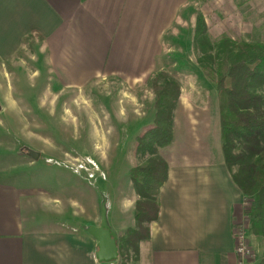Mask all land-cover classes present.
Listing matches in <instances>:
<instances>
[{"label":"crops","instance_id":"crops-1","mask_svg":"<svg viewBox=\"0 0 264 264\" xmlns=\"http://www.w3.org/2000/svg\"><path fill=\"white\" fill-rule=\"evenodd\" d=\"M192 1L0 0V116L20 114L26 96L14 83L20 85L25 63L18 54L34 42L43 47L52 77L66 91L82 92L91 83L112 80L129 88L125 94L135 102L131 91L151 84L163 71L162 58L171 48L166 37L176 28L185 35L186 19L194 37L184 49L194 52L196 16L186 14ZM180 59L178 69L190 65L184 54ZM191 67L186 79H176L181 95L174 139L160 151L168 166L160 218L151 225L150 240L140 244L136 264H261V237L251 234L254 260L237 253V231L248 226L247 200L225 162L218 92L217 106L209 101L213 92L200 88L216 85L203 74L197 79L196 62ZM38 74L30 75L32 82ZM201 96L208 105L201 104ZM149 116L134 120L141 133L154 123L155 115ZM40 195L0 179V264H100L98 241L87 229L42 218Z\"/></svg>","mask_w":264,"mask_h":264},{"label":"rangeland","instance_id":"rangeland-1","mask_svg":"<svg viewBox=\"0 0 264 264\" xmlns=\"http://www.w3.org/2000/svg\"><path fill=\"white\" fill-rule=\"evenodd\" d=\"M186 14H195L196 26L198 15H202L213 39L226 35L232 40L264 42V0H193ZM188 21L182 23L185 35L179 34L184 29L176 28L166 37L171 48L164 53L160 73L186 79L196 62L197 79L202 74L208 77L198 64L196 39L194 52L184 49L194 37L188 34ZM183 54L190 65L180 70L176 63ZM18 56L25 69L20 85H14L26 98L20 100L19 115L0 116V179L36 190L41 194L36 202L42 218L81 231L101 225L105 197L110 226L118 241L125 239L137 227L139 200L130 170L147 160L135 152L136 137L142 130L134 120L149 115L151 120L155 115L152 83L131 91L137 95L136 103L125 94L129 88L112 80L91 83L82 92L66 91L52 77L39 43L26 44ZM34 71L39 74L32 82ZM200 88L212 91L210 104L218 106L216 87ZM201 98V104L208 105L207 99ZM30 150L40 153V159L30 158ZM246 206L249 208L248 203ZM245 220L251 242V221ZM249 244L252 254L248 259L254 260L255 251ZM129 250L126 258V249H119V259L112 264H136L139 255L133 248Z\"/></svg>","mask_w":264,"mask_h":264},{"label":"trees","instance_id":"trees-1","mask_svg":"<svg viewBox=\"0 0 264 264\" xmlns=\"http://www.w3.org/2000/svg\"><path fill=\"white\" fill-rule=\"evenodd\" d=\"M196 56L216 85L220 106L223 152L234 182L246 197L253 235L264 239V42L213 39L202 15L197 17ZM156 96L154 123L136 139V154L147 158L130 170L139 196L137 227L119 241V249L139 255L160 218L159 195L168 178L160 155L174 139V115L181 95L178 80L160 73L152 81ZM264 264V261L261 263Z\"/></svg>","mask_w":264,"mask_h":264},{"label":"water","instance_id":"water-1","mask_svg":"<svg viewBox=\"0 0 264 264\" xmlns=\"http://www.w3.org/2000/svg\"><path fill=\"white\" fill-rule=\"evenodd\" d=\"M29 157L37 161L40 159L41 154L34 151H29ZM108 200L104 197L101 208V225L89 226L87 228L88 234L98 241V252L96 259L100 264H110L118 261L120 253L118 240L119 237L116 232L111 228L108 220Z\"/></svg>","mask_w":264,"mask_h":264},{"label":"built area","instance_id":"built-area-1","mask_svg":"<svg viewBox=\"0 0 264 264\" xmlns=\"http://www.w3.org/2000/svg\"><path fill=\"white\" fill-rule=\"evenodd\" d=\"M248 236V226L243 224L240 230L238 229L236 236L237 253L243 260L248 259L252 254Z\"/></svg>","mask_w":264,"mask_h":264}]
</instances>
